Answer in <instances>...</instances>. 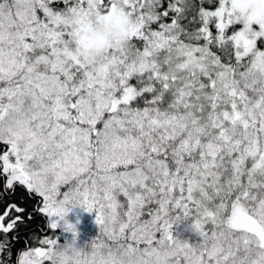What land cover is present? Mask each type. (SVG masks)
I'll return each mask as SVG.
<instances>
[{"label":"snow or ice","instance_id":"obj_1","mask_svg":"<svg viewBox=\"0 0 264 264\" xmlns=\"http://www.w3.org/2000/svg\"><path fill=\"white\" fill-rule=\"evenodd\" d=\"M0 209L15 264H264V0H0Z\"/></svg>","mask_w":264,"mask_h":264},{"label":"trees","instance_id":"obj_2","mask_svg":"<svg viewBox=\"0 0 264 264\" xmlns=\"http://www.w3.org/2000/svg\"><path fill=\"white\" fill-rule=\"evenodd\" d=\"M167 3V0H165V4ZM205 7L211 8L214 7V5H210V4H205ZM153 27H155V25H153ZM213 31H215V29H213ZM17 203H23V200H18L16 201ZM36 203H38V201H36ZM33 207V201L29 200V202L26 205V208H28L29 210H31ZM0 211H2V209H0ZM46 220L43 217L42 214H36L33 213L32 217L30 219L29 225L27 228L22 229L21 230V235L19 239H14L12 237V234H8V239L11 242V251H12V257L11 260L9 261L6 256H0V261H3V264H15V261L17 259L16 254L25 248L26 246V241L27 244L30 246H36V244L33 242L32 239H29L30 236H32L34 233H40L41 230H43L44 232H48L47 227H46ZM182 226H186V230H184L182 232V235H180L181 239H185L188 240L190 243H195L198 239H200L196 233L190 228H188L189 225L192 224V220L189 218L188 220H184L181 222ZM176 228V233L178 235V226H175ZM60 230V229H59ZM58 230V231H59ZM56 232V230H52L51 232H48L49 235H54ZM4 239L3 236H0V240Z\"/></svg>","mask_w":264,"mask_h":264},{"label":"rangeland","instance_id":"obj_3","mask_svg":"<svg viewBox=\"0 0 264 264\" xmlns=\"http://www.w3.org/2000/svg\"><path fill=\"white\" fill-rule=\"evenodd\" d=\"M67 221L75 225L78 231V237L70 231H64L63 226L58 231L59 241L61 244L70 243L73 239L76 240L77 246L84 248L86 245H90L91 242L99 235V225L96 223L94 213H89L83 208L77 206L74 207L67 216ZM63 225V222H61ZM178 226V236L181 237L182 232L186 230V226H182V223ZM191 228V225L188 226ZM192 229V228H191ZM185 240V239H184Z\"/></svg>","mask_w":264,"mask_h":264}]
</instances>
